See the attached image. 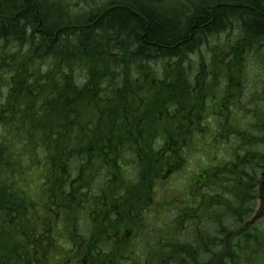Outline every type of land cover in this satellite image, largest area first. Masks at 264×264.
<instances>
[{
    "label": "trees",
    "instance_id": "obj_1",
    "mask_svg": "<svg viewBox=\"0 0 264 264\" xmlns=\"http://www.w3.org/2000/svg\"><path fill=\"white\" fill-rule=\"evenodd\" d=\"M164 1L57 17L49 0H0V264H120L150 180L198 142L218 149L153 264H264V220L245 227L264 199V0H187L195 19L217 3L198 22ZM133 170L141 189L123 181Z\"/></svg>",
    "mask_w": 264,
    "mask_h": 264
},
{
    "label": "rangeland",
    "instance_id": "obj_2",
    "mask_svg": "<svg viewBox=\"0 0 264 264\" xmlns=\"http://www.w3.org/2000/svg\"><path fill=\"white\" fill-rule=\"evenodd\" d=\"M51 2H54V5H51L50 13L57 17H65L66 15L75 13L70 9L69 3L66 0H58V1L52 0ZM93 2H96V1L93 0ZM186 5H187L186 0H166L163 4V7L165 9H169L175 12L176 10H180L181 7H185ZM65 12L67 13L63 14ZM1 48H2V45H0V50ZM9 49H11V47ZM256 70L257 69L254 66H252L251 67L252 72L250 76H253L254 73L256 74ZM255 76H258V75L256 74ZM200 180H202V176L198 175V176H195V179L193 180V182L196 183L197 181L199 182ZM171 197H172V194H169V198ZM158 222H159V219L157 217L155 223H158ZM136 247L142 250L144 254L143 260H145L147 264H151L152 261L157 258L158 252H160V250H158L159 248L158 239H156L155 236L150 237L149 240L146 238H140L136 243ZM137 258L138 256L131 255L128 257V260L125 262H130Z\"/></svg>",
    "mask_w": 264,
    "mask_h": 264
},
{
    "label": "bare ground",
    "instance_id": "obj_3",
    "mask_svg": "<svg viewBox=\"0 0 264 264\" xmlns=\"http://www.w3.org/2000/svg\"><path fill=\"white\" fill-rule=\"evenodd\" d=\"M52 0H49V2H50V6L48 7V9H47V12L49 13V11H50V7H51V5H54V2H51ZM166 1V0H165ZM164 1V2H165ZM251 1L252 0H239L237 3H236V5H235V7L234 8H236V9H241V8H244V7H254V5H252L251 4ZM186 2H187V5L185 6V7H181V9L180 10H176L175 12H173V11H171V10H169V9H167L168 11V14L170 15V16H173V15H177V14H184L185 16H187V15H189V17H190V19L193 21V20H195V21H200L202 18H204V17H206L207 16V14L210 12V14L211 15H213V14H215V10L217 9V3L216 4H214V5H212L210 8H209V10L207 9V7L206 6H204L202 9H201V13L199 14V17H197L196 19H195V17H191V15L193 14V11H194V7H192V5L190 4H188V1L186 0ZM187 10H189V13H185ZM68 12V11H67ZM67 12H65V13H63V14H66ZM236 12V11H235ZM237 12H238V10H237ZM236 12V13H237ZM241 11H239V13H240ZM62 14V15H63ZM237 20L239 21L240 20V18H237ZM235 21V23L234 24H236V22L238 23V21ZM233 21V20H232ZM227 33H229V32H227ZM230 34V33H229ZM224 37V36H223ZM192 38H190V39H188V40H185V39H181L180 40V43H181V46L182 47H180L179 48V50H178V52L177 53H174L172 56H174L173 57V60H175V66H174V71L175 72H180L181 71V68H182V63H183V60H184V58L185 59H187L188 57H189V59L190 60H194L195 59V56L193 57V55H195L194 53H193V51H192V49L191 48H193L194 47V42L191 40ZM110 53V50L109 51H107V55ZM186 54H187V56H186ZM186 56V57H185ZM184 57V58H183ZM165 59V57H163L162 58V60H161V62L163 61ZM178 70H180V71H178ZM95 75H96V72H95ZM141 262H144V261H141Z\"/></svg>",
    "mask_w": 264,
    "mask_h": 264
},
{
    "label": "flooded vegetation",
    "instance_id": "obj_4",
    "mask_svg": "<svg viewBox=\"0 0 264 264\" xmlns=\"http://www.w3.org/2000/svg\"><path fill=\"white\" fill-rule=\"evenodd\" d=\"M233 2V3H232ZM78 3V2H76ZM237 2H235V0H231V2L229 3V7H235ZM236 19L233 20V24L235 23ZM138 172V170H133L129 173L127 180H125V178L123 179V181L125 182V185L129 188L134 189L135 187H138L139 189H141V187L138 184V176H136L135 174ZM167 182L166 181H159L158 179H151L148 187L149 189H151L152 192H154V190L156 189V187L158 185H165ZM153 199L152 197L149 199V201L147 203L144 204V207L146 208V210H150L151 209V205H152Z\"/></svg>",
    "mask_w": 264,
    "mask_h": 264
}]
</instances>
